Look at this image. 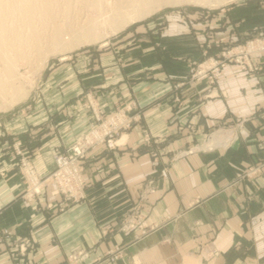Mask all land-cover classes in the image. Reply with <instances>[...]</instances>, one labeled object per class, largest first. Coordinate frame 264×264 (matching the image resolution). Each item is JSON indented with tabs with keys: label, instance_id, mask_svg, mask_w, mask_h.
<instances>
[{
	"label": "crops",
	"instance_id": "crops-1",
	"mask_svg": "<svg viewBox=\"0 0 264 264\" xmlns=\"http://www.w3.org/2000/svg\"><path fill=\"white\" fill-rule=\"evenodd\" d=\"M151 30L59 67L44 105L1 125L0 264H264V166L248 174L264 164V56L255 73L230 64L214 85L190 79L211 39L263 33L264 9L244 2L198 25L176 18ZM89 90L105 114L134 102L141 121L117 149L88 151L84 200L54 213L45 205L63 202L48 189L22 201L26 183L13 143L32 155L39 177L49 175L55 150L91 128L82 98ZM219 128L233 138L187 152ZM145 131L162 147L157 157L144 152ZM129 217L134 227L126 231L120 226Z\"/></svg>",
	"mask_w": 264,
	"mask_h": 264
},
{
	"label": "rangeland",
	"instance_id": "rangeland-1",
	"mask_svg": "<svg viewBox=\"0 0 264 264\" xmlns=\"http://www.w3.org/2000/svg\"><path fill=\"white\" fill-rule=\"evenodd\" d=\"M244 2L256 3L258 8L264 9V0H232L225 5L211 8L194 4L166 6L141 20L127 25L121 31L107 36L101 41L83 44L84 46L80 45L70 50L50 52L45 65L42 67L39 66L41 65L39 60L34 57L17 61L23 79L26 81L25 86L27 87L28 95L10 108H4L2 105L0 106V127L10 118H15L17 115H21V113L31 111L35 107L44 105L45 97H47V93L45 94V90L47 89L46 82L59 67H64L66 64L68 65L70 63H77V60L83 56L96 59L99 57L100 53L113 47V44L117 41L120 42L125 39V42H132L135 40L133 38L138 29H143L145 32H149V29H152L151 31L153 32L156 30L159 31L166 25L167 21L176 18L178 21L187 23L188 25H198L199 23L201 24L203 20L211 21L213 17L216 18L219 13H226L227 9L230 7ZM57 11L56 17L61 19L60 16H62L61 14L63 12L60 7H57ZM60 19L57 18L59 23H61ZM48 22L50 23L51 20H46V23ZM126 36H130V38L127 40ZM47 48L50 49L52 47L49 48V46H47ZM262 56H264V32L253 33L248 38L242 40L238 39L233 43H222L221 41L214 42V40L212 41L211 39L210 42L206 43V50L204 51L202 59L191 71L190 79L196 82L206 80L210 85H214L216 80L222 76L224 69L230 64H235L244 71L255 73L261 69L258 60ZM31 59H33V61ZM36 77L38 78L37 81H35ZM96 93L98 92L89 90L84 93L82 97L84 106L90 110L93 115L94 120L91 128L78 137L71 145L55 150L53 154L55 168L46 177L41 178L37 174L32 162V155L25 152L19 142L13 143V149L18 158V169L26 183V188L20 197L22 201L32 202L38 200L42 192L48 189L46 193L48 192L50 196L61 197L63 202L58 208L55 206V201H50L45 205L47 211L54 213L61 212L66 206L84 200L86 198L87 188L84 159L88 151L96 147H105L108 150L117 149L121 146L123 141L121 137L124 136L126 132L130 131L135 124L141 121V115L139 113L132 114L134 102L117 105L113 112L105 114L101 110ZM241 124H243V122H241ZM224 136H226V138H233L232 132H227L223 128L216 129L207 135L204 144L194 146L188 149L187 152L212 150L216 147V143L214 142H217L219 137L222 138ZM74 146H80L83 153L82 156L78 157L76 160L69 161V164H67L68 166H59L56 156L63 154L65 157L70 158ZM143 146L147 149L144 152L154 157L158 156L162 148L156 145L155 139L151 137L150 133L147 131H145L143 135ZM263 166L264 164H258L251 167L248 174L261 171ZM59 169H61V171H59ZM132 218L133 217H129L126 219L123 223L124 225L120 227H123L126 231L131 230L134 227V223L131 221ZM144 229L145 227L142 225L141 230ZM4 239V232L0 227V243H2ZM24 249H26L24 244H20L19 251H24ZM118 253H120L119 249L111 250L108 252V255L110 254L111 257L110 259L107 258L115 263L118 259ZM79 256L84 258L87 254L79 252L76 254V257ZM97 259L100 260V258Z\"/></svg>",
	"mask_w": 264,
	"mask_h": 264
},
{
	"label": "bare ground",
	"instance_id": "bare-ground-1",
	"mask_svg": "<svg viewBox=\"0 0 264 264\" xmlns=\"http://www.w3.org/2000/svg\"><path fill=\"white\" fill-rule=\"evenodd\" d=\"M231 1L0 0V106L10 108L28 95L17 61L34 57L42 67L50 52L101 41L166 6L194 4L211 8ZM57 7L63 12L61 19L56 17ZM48 19L50 23H46Z\"/></svg>",
	"mask_w": 264,
	"mask_h": 264
},
{
	"label": "built area",
	"instance_id": "built-area-1",
	"mask_svg": "<svg viewBox=\"0 0 264 264\" xmlns=\"http://www.w3.org/2000/svg\"><path fill=\"white\" fill-rule=\"evenodd\" d=\"M72 150H73V152H71L70 158L65 157L63 154L56 156V160H57V163L59 166H61V167L66 166L67 164H69V161L76 160L78 157H81L83 154L80 146H74V148ZM59 171H61V169H59ZM75 173H76V171H75Z\"/></svg>",
	"mask_w": 264,
	"mask_h": 264
}]
</instances>
